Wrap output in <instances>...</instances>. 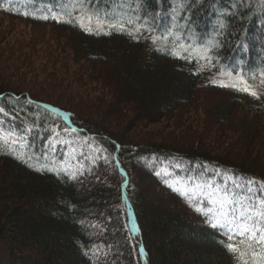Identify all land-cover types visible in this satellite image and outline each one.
<instances>
[{
    "label": "trees",
    "instance_id": "16d2710c",
    "mask_svg": "<svg viewBox=\"0 0 264 264\" xmlns=\"http://www.w3.org/2000/svg\"><path fill=\"white\" fill-rule=\"evenodd\" d=\"M7 1L0 0L3 17L30 25H47L62 34L70 31L66 44L74 54V61L87 64L92 72L96 68L102 85L115 94L105 110H96L105 119L91 122L74 111L37 100L29 92L0 89V107L8 113L7 116L0 113L5 122L2 127L18 141L16 145L0 141V241L7 250V264H143L136 250L140 244L147 252L146 264H235L219 243L224 237L156 175L161 167L171 165L173 159L184 158L196 170L202 164L210 165L232 171L243 183L249 179L264 181V168L256 165L254 157L237 159L238 165L233 156L208 155L198 142L182 145L148 140L125 144L108 126L130 129L136 124L158 123L173 113H189L187 110L195 108L200 100L199 89H206L228 97L212 106V119L223 130L240 133L246 148L251 150V145L258 143L264 151L261 138L264 101L219 87L208 79L206 71L195 70L193 63L191 66L185 59L178 60L164 51L148 50L142 41L127 34L95 38L76 26L21 18L22 14L15 9L5 10L9 6ZM93 3L113 12L121 0H99V4L93 0ZM125 3L131 5L126 12L139 16L149 29H158L166 17L167 22L178 23L179 32L182 24L187 26L184 32L190 36L206 42L217 41L213 73L221 67L232 69L240 62L246 70H252L253 64L245 55L235 61L238 52L249 54L262 49L264 56V0H125ZM61 78L65 79V75ZM80 86V91L87 94L85 85ZM43 106L67 114L78 129V136L89 139L80 146L79 153L70 156L66 149L47 148L55 127L63 123ZM126 107L135 110L131 111L136 112L133 121L129 120ZM238 108L243 113L242 119L235 114ZM125 121L129 122L123 124ZM66 159L78 162L77 169L49 166L52 160L64 163ZM117 162L125 175L119 172ZM145 175L170 199L172 204L167 205H177V209L155 212L149 218L143 209L150 199ZM126 201L131 204L139 227L137 241L126 228L122 211ZM180 207L190 216L180 215L179 211L183 212ZM86 222L93 226L96 235L92 236ZM97 246L102 251L93 259L91 254L97 251ZM103 252H108L107 257Z\"/></svg>",
    "mask_w": 264,
    "mask_h": 264
},
{
    "label": "rangeland",
    "instance_id": "374dc122",
    "mask_svg": "<svg viewBox=\"0 0 264 264\" xmlns=\"http://www.w3.org/2000/svg\"><path fill=\"white\" fill-rule=\"evenodd\" d=\"M213 26L216 27V24ZM65 32L62 34V31L59 32L47 25H30L0 15V89L20 93L29 92L37 100L74 111L88 121L100 122L105 118L97 115L96 110H105L113 99V93L110 88L102 85L101 75L97 73L96 68L93 74V69L87 64L83 65L74 61V54L66 44L72 33ZM20 62L24 63L25 67L24 64L20 66ZM63 75L65 79L59 80V76ZM80 85H85L83 88L89 97L80 91ZM198 94L200 100L195 108L187 110L189 113L182 115L173 113L158 123L136 124V127L130 129L120 126L108 127L125 144L143 143L148 140L182 145L198 142L202 149L214 158L233 156L235 158L233 162L239 165L240 162L237 159L253 156L256 165L264 168V151H261L258 143L251 145V150L246 148L247 145L241 139L240 133L223 130V126L218 125L210 116L212 106L218 100L221 102L228 100V97L212 94L211 90L206 89H199ZM125 110L128 111L126 114L130 117L129 120L133 121L136 112L131 111L135 110L127 107ZM235 114L238 119L243 118L240 108ZM262 118L264 120V114ZM103 124L108 123L104 121ZM261 138H264V135ZM145 180L150 199L143 205V209L148 212L150 219L156 213H166L172 208L177 209V205H174L175 207L167 205V203L172 204L170 199L161 193L146 175ZM92 194L95 193L92 192ZM180 209L183 211L182 213L179 211L180 215L190 216L182 207ZM85 225L91 229L92 236L96 235L90 223L86 222ZM6 255L7 250L0 241V264H7ZM91 258L95 259L96 256L91 254Z\"/></svg>",
    "mask_w": 264,
    "mask_h": 264
},
{
    "label": "snow or ice",
    "instance_id": "6c2138e0",
    "mask_svg": "<svg viewBox=\"0 0 264 264\" xmlns=\"http://www.w3.org/2000/svg\"><path fill=\"white\" fill-rule=\"evenodd\" d=\"M95 4H99V0H95ZM124 6L125 0H121L120 8L123 9ZM180 7H183V4ZM37 11L41 13L40 18L43 20L52 19L58 23L79 26L90 34L109 35L116 31L138 38L143 31H151L146 22L139 23L141 19L139 16L133 17L125 11L110 12L101 9L94 5L93 0H63V2L57 0V3L45 4ZM64 17L67 19H63ZM220 27L223 28L224 25L221 24ZM151 40L157 45V51H165L171 45V54L176 58L189 62L195 58L197 62L205 61L209 68L216 66L211 52L218 45L212 42L202 47H196L192 43L186 44L181 42L182 37L172 29L160 35H152ZM177 49L180 50L179 54ZM218 72L229 81L226 83L224 80L219 82L214 80L213 83H218L219 87L246 93L257 101H261L264 96V71L259 73V77L253 75L248 79H245L240 72L225 67H221ZM258 88L260 90H257ZM0 113L8 115L2 107ZM12 137H14L12 132L0 129V141L17 143L18 141ZM231 184L232 187H229L228 182L215 185L214 182L206 181L194 185V189L199 190L198 192L193 189L186 191L184 188H173V190L185 197L189 206L205 218V223L224 237L219 243L232 256L235 264H264V181L249 179L241 184L232 180ZM168 186L173 187L172 184ZM189 192H192L191 196ZM131 231L138 233L135 223ZM108 248L111 250L112 246L109 245ZM136 250L139 257L146 261L147 252L143 245H138ZM101 251V247L97 246V251L93 255L98 258V253ZM84 254L88 255L87 252ZM103 255L107 257L108 252H103Z\"/></svg>",
    "mask_w": 264,
    "mask_h": 264
}]
</instances>
